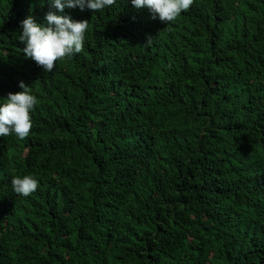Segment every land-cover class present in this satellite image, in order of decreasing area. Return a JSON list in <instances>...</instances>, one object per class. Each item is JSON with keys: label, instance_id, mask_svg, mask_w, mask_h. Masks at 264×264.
<instances>
[{"label": "trees", "instance_id": "1", "mask_svg": "<svg viewBox=\"0 0 264 264\" xmlns=\"http://www.w3.org/2000/svg\"><path fill=\"white\" fill-rule=\"evenodd\" d=\"M50 11L0 0V105L21 82L38 99L29 137H0V264H264V0L168 25L66 8L83 50L44 72L19 34Z\"/></svg>", "mask_w": 264, "mask_h": 264}, {"label": "clouds", "instance_id": "2", "mask_svg": "<svg viewBox=\"0 0 264 264\" xmlns=\"http://www.w3.org/2000/svg\"><path fill=\"white\" fill-rule=\"evenodd\" d=\"M57 10L46 15V25L37 23L31 16L21 22L22 34L19 42L25 47L21 50L26 58L35 61L44 72H52L57 62L80 53L83 50L87 20L77 21L63 15L66 8H85L92 12H102L115 5L116 0H49ZM137 9L147 8L153 19L161 23L174 22L183 12L189 10L193 0H131ZM57 12L61 14H57ZM151 40H149L150 43ZM22 91L9 93L0 105V137L15 136L23 141L29 137L33 128L30 113L38 104L32 94V87L20 83ZM11 185L18 196L28 197L39 186L33 175L13 176Z\"/></svg>", "mask_w": 264, "mask_h": 264}]
</instances>
